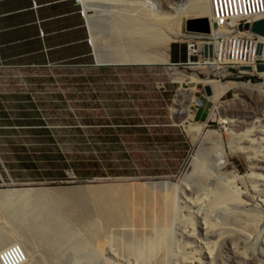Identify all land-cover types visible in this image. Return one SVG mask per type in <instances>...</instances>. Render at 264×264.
<instances>
[{
    "label": "rangeland",
    "instance_id": "1",
    "mask_svg": "<svg viewBox=\"0 0 264 264\" xmlns=\"http://www.w3.org/2000/svg\"><path fill=\"white\" fill-rule=\"evenodd\" d=\"M134 2L85 1L90 27L98 36L95 57L89 63L0 66V191L111 188L168 182L173 191V214L167 264H178L174 241L180 238L186 243L187 239L182 237V226L175 217L177 207L186 203L188 190L201 189L207 196L237 175L242 203L231 210L233 214L256 216L260 224L248 241L236 240L235 248L222 243L215 258L204 264H264V178L253 175L264 176V165L259 163L258 167L252 163L242 148L250 140L236 137L264 119V75L224 66L212 70L206 63H195L205 57L189 58L188 47L196 48L198 42H204L200 38L206 34L187 31L185 21L184 31L172 35L170 44V50L172 44L176 45L174 56L180 54L183 64H173L180 59L170 60V64H100L98 56L108 48L104 41L109 40L110 21L115 13L129 12L130 16L142 8L151 10L150 13L176 16L188 9L192 1L144 0L139 5L141 8L133 5ZM154 44L150 47L159 53V42ZM200 80L220 81L226 86L231 82L249 83L247 87H256L238 92L229 89L218 99H211L214 95L211 83ZM204 84L212 87L211 96L207 95ZM223 118L228 122L222 123ZM187 119L189 122L184 123ZM215 137L218 146L210 151L208 142ZM250 138L255 143L263 142L264 127ZM204 148L208 149L207 153ZM201 160L207 177L202 183L189 181L188 189L183 184L191 179L194 167ZM222 210H216L214 217L231 222L232 216ZM6 219L0 212V228L8 232ZM15 240L28 255L30 252L21 239L7 242L12 244ZM7 242L1 250L8 246ZM115 248L114 242L104 244L101 254L96 252L90 264H105L106 259L123 262L130 258L111 257ZM239 251L246 252L245 259H241ZM44 253L40 247L28 255L24 264H36L39 258L48 263ZM65 254L62 259L68 261L70 256ZM79 257L82 261L83 256Z\"/></svg>",
    "mask_w": 264,
    "mask_h": 264
},
{
    "label": "bare ground",
    "instance_id": "2",
    "mask_svg": "<svg viewBox=\"0 0 264 264\" xmlns=\"http://www.w3.org/2000/svg\"><path fill=\"white\" fill-rule=\"evenodd\" d=\"M83 1L85 3L86 0ZM142 1L144 0H135L136 3L134 2L133 5L140 7ZM191 1V6L176 16H167L159 12L150 13L151 10L148 12L141 7L135 15L134 13L127 15L129 12L124 13L125 15L115 13L110 21L109 40L105 38L104 41L108 48L101 52L102 54L100 53L98 57L101 58L98 62L111 65L150 64L151 62L170 64L168 51L173 41L172 35L184 31L182 22H186L189 17L206 16L212 23L210 1ZM182 17L186 19L183 20ZM217 32L216 28L212 29L206 40L215 36ZM97 39L98 36L94 33L95 45ZM258 40L264 43V36H258ZM154 42H159V45L157 44L160 46L159 53L155 52L158 49L150 47L156 44ZM208 43L209 41L205 42V40L198 42L196 48L190 47L191 52L199 51L203 44ZM257 60L264 62V50L262 55L254 51V62ZM214 61V58L207 57L194 62L201 65L206 63L212 70H218L219 66H224L217 65ZM256 65L257 63L240 64V66L252 68L242 70L243 73L257 72ZM258 74L264 75V72ZM196 80L199 79L196 78ZM200 81L211 83L214 89L211 99H218L229 89L238 92L240 89L254 90L256 87H247L249 83L238 85L236 82H231L226 86L220 81ZM185 122L188 123L189 120H184ZM227 122L225 118L222 119V123ZM257 123L258 125H253L252 128L236 137L250 140L242 148L249 154L252 163L258 166L259 163L264 165V141L255 143L250 137L259 128L264 127V119ZM217 141V137L209 140L210 151L218 146ZM204 149L207 153L208 149ZM203 160L194 167L191 179L183 184L188 189H190L189 181L202 183L206 179L207 172L201 165ZM253 175L255 178H264L261 174ZM237 178L238 176L235 175L221 183L218 189L215 188V192L206 194L207 196L203 195L204 192L201 189L196 188V192L188 190L186 203L177 207L175 217L182 226L183 236H181L187 239L185 243L173 236L175 239L173 251L177 261L179 260L178 264H204L215 258L218 246L222 243L235 248L236 240L248 241L251 238V233L260 224L259 219L256 216L233 214L231 210L242 203L241 192L236 185ZM172 203L173 191L168 187V182L111 188L2 190L0 191V212L7 217L8 232L0 228V250L4 242L19 238L32 254L40 247L44 248L47 254L44 253L47 256L44 257L47 258L48 263L39 258L36 264H90L94 256L100 253L104 244L114 242L116 248L112 250L111 257L122 259L123 256L120 257V255H125L130 258L123 262L106 259L105 264H167L171 245L169 226L173 214ZM218 209L228 212L232 216V221L217 220L214 214ZM9 243L7 242L8 245ZM65 253L70 256L68 261L62 259ZM239 255L241 259L246 258V252L239 251ZM79 256H83L82 261L79 260Z\"/></svg>",
    "mask_w": 264,
    "mask_h": 264
},
{
    "label": "crops",
    "instance_id": "3",
    "mask_svg": "<svg viewBox=\"0 0 264 264\" xmlns=\"http://www.w3.org/2000/svg\"><path fill=\"white\" fill-rule=\"evenodd\" d=\"M81 8L78 0H0V66L89 63L94 34ZM174 46L170 60L181 61Z\"/></svg>",
    "mask_w": 264,
    "mask_h": 264
},
{
    "label": "built area",
    "instance_id": "4",
    "mask_svg": "<svg viewBox=\"0 0 264 264\" xmlns=\"http://www.w3.org/2000/svg\"><path fill=\"white\" fill-rule=\"evenodd\" d=\"M81 4V12L87 16V5L83 0H78ZM212 10V29L218 32L209 40L208 34L202 36V40L209 41L213 45L214 62L217 65H224L229 70L239 69L240 64H252L254 62V51L256 52V35L250 30L252 21L260 18L264 14V0H209ZM88 3H90L88 1ZM86 5V6H85ZM204 46L195 52H191L188 47L187 56L198 58V55L205 57ZM207 57H205L206 59ZM184 62H173L181 65ZM242 72V71H241ZM28 255L23 245L19 242L9 244L0 251L1 264H24Z\"/></svg>",
    "mask_w": 264,
    "mask_h": 264
},
{
    "label": "water",
    "instance_id": "5",
    "mask_svg": "<svg viewBox=\"0 0 264 264\" xmlns=\"http://www.w3.org/2000/svg\"><path fill=\"white\" fill-rule=\"evenodd\" d=\"M185 29L189 32H197V33H204L209 34L212 31V24L210 19L206 16H199V17H189L186 19L185 22ZM250 30L257 36L263 37L264 36V16L257 18L256 20L252 21L250 24ZM264 50V43L259 41L257 42L256 52L259 55H262ZM204 55L205 57H213V45L212 44H205L204 46ZM102 64V63H101ZM111 65V64H106ZM240 70H251V66H239ZM257 72H264V62L263 60H258L256 65ZM204 89L207 95L212 94V88L209 84H204Z\"/></svg>",
    "mask_w": 264,
    "mask_h": 264
}]
</instances>
